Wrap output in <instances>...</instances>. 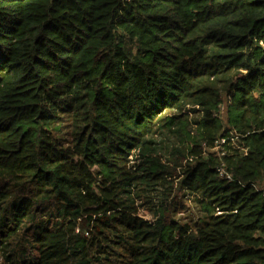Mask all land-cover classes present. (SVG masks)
<instances>
[{
    "label": "trees",
    "instance_id": "obj_1",
    "mask_svg": "<svg viewBox=\"0 0 264 264\" xmlns=\"http://www.w3.org/2000/svg\"><path fill=\"white\" fill-rule=\"evenodd\" d=\"M0 264H264V0H0Z\"/></svg>",
    "mask_w": 264,
    "mask_h": 264
},
{
    "label": "rangeland",
    "instance_id": "obj_2",
    "mask_svg": "<svg viewBox=\"0 0 264 264\" xmlns=\"http://www.w3.org/2000/svg\"><path fill=\"white\" fill-rule=\"evenodd\" d=\"M223 112H224V107H221V116H222V118L224 120L225 119V114Z\"/></svg>",
    "mask_w": 264,
    "mask_h": 264
},
{
    "label": "built area",
    "instance_id": "obj_3",
    "mask_svg": "<svg viewBox=\"0 0 264 264\" xmlns=\"http://www.w3.org/2000/svg\"><path fill=\"white\" fill-rule=\"evenodd\" d=\"M228 177V176H227Z\"/></svg>",
    "mask_w": 264,
    "mask_h": 264
}]
</instances>
